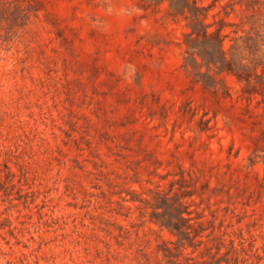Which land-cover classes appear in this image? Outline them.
Returning <instances> with one entry per match:
<instances>
[{"label":"rangeland","instance_id":"obj_1","mask_svg":"<svg viewBox=\"0 0 264 264\" xmlns=\"http://www.w3.org/2000/svg\"><path fill=\"white\" fill-rule=\"evenodd\" d=\"M171 1L0 0V264H264V73L186 37L264 0Z\"/></svg>","mask_w":264,"mask_h":264},{"label":"trees","instance_id":"obj_2","mask_svg":"<svg viewBox=\"0 0 264 264\" xmlns=\"http://www.w3.org/2000/svg\"><path fill=\"white\" fill-rule=\"evenodd\" d=\"M170 7L175 9V3L173 0L170 2ZM194 12L190 16V25L188 28L190 32L187 34L188 41H195L197 44L188 45L187 53L195 67L199 66V63L195 59L197 55L203 66L209 71L214 72H229L234 74L239 80L244 81L246 84L250 83L251 75L249 74L250 68L255 70L261 67L262 73H264V54L261 56H254L253 52H249L248 63H244L247 59L242 56L240 47L231 45L226 50L224 47L223 36L219 30L208 31L210 26H205L199 22L198 8L194 7ZM242 39V38H240ZM243 43L247 45L248 41L253 40L250 37H246ZM229 56V57H228ZM251 65V67H250ZM260 75H255L259 78Z\"/></svg>","mask_w":264,"mask_h":264}]
</instances>
